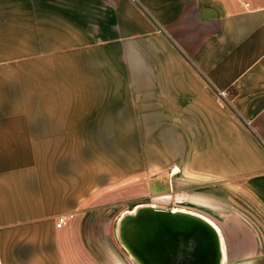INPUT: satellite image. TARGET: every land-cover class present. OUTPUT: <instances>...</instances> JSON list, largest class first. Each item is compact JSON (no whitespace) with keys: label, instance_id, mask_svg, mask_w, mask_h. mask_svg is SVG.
<instances>
[{"label":"crops","instance_id":"1","mask_svg":"<svg viewBox=\"0 0 264 264\" xmlns=\"http://www.w3.org/2000/svg\"><path fill=\"white\" fill-rule=\"evenodd\" d=\"M131 195L264 264V0H0V264H132Z\"/></svg>","mask_w":264,"mask_h":264},{"label":"water","instance_id":"2","mask_svg":"<svg viewBox=\"0 0 264 264\" xmlns=\"http://www.w3.org/2000/svg\"><path fill=\"white\" fill-rule=\"evenodd\" d=\"M202 215L188 208L139 203L118 216L115 236L135 264H226L224 236Z\"/></svg>","mask_w":264,"mask_h":264},{"label":"rangeland","instance_id":"3","mask_svg":"<svg viewBox=\"0 0 264 264\" xmlns=\"http://www.w3.org/2000/svg\"><path fill=\"white\" fill-rule=\"evenodd\" d=\"M181 186H183L182 188H185V185H181ZM168 189H169V186H168V178H162L160 180H155L153 182V193H158V192L165 191V190H168ZM199 189H201V188H199ZM224 190L227 191V193H226V201L227 202H225L224 200H221V201H223V202L226 203L228 211H232L233 212L234 211V208H233L234 202H233V198H231V197H234V195L232 193H229L230 196H228V191L231 190V187H225ZM177 192L183 193L180 190H176L175 193L172 194V195H176ZM169 193H171V192H169ZM129 198L130 199L124 203V208L122 207V205L117 208V209L120 210V211L118 210L119 211L118 213H120L121 210L122 211H123V209L126 210V209L131 208L132 206H134L136 204H139V203H147V202L155 203L158 206L166 207V208H168V207H181V208L192 209V210H195V211L200 212V213H203V214L205 213L202 210L189 207L190 204H188L186 202L185 203H178V202L175 201V198L174 199L172 198L170 201L169 200L168 201H166V200H156L155 201V200L151 199L148 196H146V197H132V195H131V197H129ZM114 229H115V224H114ZM130 261H131L132 264H135L134 261L131 258H130ZM232 261L233 260L231 258L230 259H227L226 264H232Z\"/></svg>","mask_w":264,"mask_h":264},{"label":"built area","instance_id":"4","mask_svg":"<svg viewBox=\"0 0 264 264\" xmlns=\"http://www.w3.org/2000/svg\"><path fill=\"white\" fill-rule=\"evenodd\" d=\"M220 94H221V96L223 98H227L228 97V92L227 91H222ZM180 171H181V168H180L179 165H173L172 168L170 169V176H172L174 174H177ZM71 217H72V214H70V215H66V214L59 215L57 217V222H56L57 227L64 226Z\"/></svg>","mask_w":264,"mask_h":264},{"label":"bare ground","instance_id":"5","mask_svg":"<svg viewBox=\"0 0 264 264\" xmlns=\"http://www.w3.org/2000/svg\"><path fill=\"white\" fill-rule=\"evenodd\" d=\"M177 200L179 201V202H184V201H186V196L184 195V194H177ZM188 200V199H187ZM197 204V203H196ZM187 210V209H186ZM202 218H204L205 220H207V221H209L210 222V220L208 219V218H206L205 216H201Z\"/></svg>","mask_w":264,"mask_h":264}]
</instances>
